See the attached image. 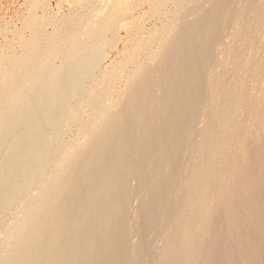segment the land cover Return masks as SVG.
I'll use <instances>...</instances> for the list:
<instances>
[{
	"label": "bare ground",
	"instance_id": "bare-ground-1",
	"mask_svg": "<svg viewBox=\"0 0 264 264\" xmlns=\"http://www.w3.org/2000/svg\"><path fill=\"white\" fill-rule=\"evenodd\" d=\"M29 1L28 6L31 8L40 5L45 7L46 0ZM171 1H177L180 9L189 6V0H155L152 13L157 15L160 8ZM217 1L213 10L204 9L199 15L194 10L197 15L195 17L194 14V19L183 20V17L178 16L183 21L178 30L165 39L159 62H154L153 66L141 65L131 83H128V89L126 88L128 99L113 112L105 110L100 105L101 100L97 99L99 92H102L101 82L105 73L99 70L100 59L103 58L102 49L113 27L106 15L87 28H83V24H77L74 33L67 38L69 40L63 38L65 40L59 42L64 35L63 29L55 27L50 34H46L39 25L41 18L36 15L26 16L21 27L22 30L30 31L28 38L23 37L22 30L15 28L12 31L11 36L16 39V45L22 48V53L18 56L0 53V189L4 185L11 187H7L12 190L7 199L14 206L11 215L20 216L10 227V240L4 247L0 245V264H129L138 257L140 259L141 249L138 251V247L144 242L143 239L139 237L140 242L143 241L139 246L129 242L126 238L130 235V230H125L127 223L123 224V220L122 224L118 223L119 220L116 221L124 206L119 194L129 190L141 197V206L135 213L140 220L138 225L135 223L136 229L142 232L150 230V233L161 232L164 227L159 225L166 220L167 208L161 195L167 190L174 173L177 161H174V155L176 156L178 143L183 141L185 135L192 133V129H184L195 117L201 95L193 86L198 84L199 72L204 65V61H199L198 56H202L210 45L215 29H199L198 23L210 11L219 9L228 0ZM130 3L133 7L132 2ZM128 10L127 8L124 13ZM188 14L191 15L190 12ZM222 18L215 20L214 25L218 26ZM85 19L86 17L83 20ZM90 40H97L96 45L86 49L84 45ZM38 42L46 45L44 49H40L42 51H36L35 45ZM65 48L68 54L63 53ZM216 55L213 60H216ZM90 56L96 58L87 63ZM57 59H62L65 64L54 66ZM162 62H167V68L163 69V63L162 71L158 70L161 73L153 76ZM70 63L73 64V69L66 74L65 67ZM85 70L95 71L92 81L85 82L81 87L73 86L68 90L69 96H62L65 77ZM97 72L100 74L99 78L96 76ZM49 83H54V87L47 90L46 85ZM35 85L37 87L32 89ZM225 94L217 92L215 96L222 99ZM187 98L192 100L189 105ZM124 99L123 97L122 101ZM85 107L92 110L91 125L87 124L89 121H81L80 112ZM217 115L210 117L211 127L203 131L202 147L208 152L207 159L200 165L196 176L187 177L185 189L188 200L186 199L179 213L167 219L170 220L172 229L166 231L167 244L161 247L159 258L152 264H264V104L255 112L252 126L228 146L214 147L210 142L213 140V133L221 134L223 130V123L220 124ZM73 122H81V130L88 137L79 144H69L70 141H66L69 144L67 147L62 144V138ZM159 127L161 131L156 136L159 141L156 146L149 143L148 138L151 130ZM8 129L17 130L19 135L4 146V135ZM132 140L136 142L130 145ZM184 141L187 143L188 140ZM8 147L11 168L7 172L5 166ZM153 149L156 151L152 154L150 152ZM180 152L182 151L179 149ZM209 164L212 170L207 172L205 167ZM137 174L143 175V180L140 183L138 180L139 184L135 186L136 180L133 178ZM159 174L161 177H158ZM126 176L133 177L134 185L130 179L123 178ZM32 189L37 194L27 196ZM210 190L214 192V197L209 201L205 199V195ZM169 209L167 210L170 211ZM125 213L126 216L127 212ZM129 220L132 221L130 218ZM122 228L124 232L127 231L125 236L122 231V236L111 237L117 231L121 232ZM133 229L134 233L135 228ZM99 239L102 240L101 243L96 241ZM124 243L128 244V254L117 255ZM142 245L145 247L146 244ZM120 252L125 254L123 249Z\"/></svg>",
	"mask_w": 264,
	"mask_h": 264
},
{
	"label": "rangeland",
	"instance_id": "rangeland-1",
	"mask_svg": "<svg viewBox=\"0 0 264 264\" xmlns=\"http://www.w3.org/2000/svg\"><path fill=\"white\" fill-rule=\"evenodd\" d=\"M154 1L155 0H105V1L104 0H80V1L79 0H46L45 1V7H42L41 5L37 6V7L34 6L33 7L34 10H31L33 8L29 7L30 6L29 3L31 2L29 0H0V53L3 52V53H8V54H13L15 56H18L19 54L22 53V48L19 47L18 45H16V41H15L16 39L14 37H12L11 34H12V31H15V28H16V30H22L21 27H22L24 21L26 20L27 17H29L31 15H36L37 17L41 18L42 21H40L39 25L43 28V30L46 34H50L55 27H61L63 29L64 35L62 36V38H60L58 40V42L64 41L65 39L69 38L70 35L72 33H74V30L76 29L77 24L78 25L80 24V26H81V24H83L82 27L84 26L85 28H87L88 26L92 25L93 22L97 23L103 15H106L108 22L113 27H112L111 32L109 33V35H107V38H106L108 43L106 42L107 45L105 44V46L102 49V53H103L102 57L103 58L100 59L101 62L99 63V66L100 65L101 66H100L99 70H100V72L103 71L105 73H104L103 81L101 82V91L102 92H99V96H97V99L101 100V101H99L100 105L105 110L112 111V112L116 111L118 108H120L124 104L123 102H125L128 99L127 96H129V95L127 93L128 92L127 86L130 85L128 83H131V81L135 77L138 69L144 65L148 64V66H153L157 62H159V58H160L161 53H162L163 44L166 41L165 39H168L174 31L178 30L177 28L180 27L183 20L194 19L197 15L201 14V12L204 11V9L206 10L208 8H211V10H213V8L217 5V2H218L217 0H204L205 2L203 0H191V1L189 0V6H193V4H195L194 7H196V8L190 7V8H193V9H190L188 6V8H181L182 9L181 10L177 6V1H171V2L167 3L166 5L164 4L165 6L163 5L159 10L160 13H158L156 15V14L152 13V7L154 6L152 4H155ZM195 1H196V3H195ZM130 2H132L133 7L130 6V4H131ZM197 6L199 7V9ZM126 7L129 9L128 11L125 12L127 14L124 13V11L127 10ZM204 7H206V8H204ZM100 9H101V11H100ZM187 9H189V10H187ZM235 9H236V11H235ZM194 10H195V13L197 15L194 13ZM259 10H260V13H259ZM183 12L185 15L183 14ZM189 12H190V14L193 12L192 13L193 15L192 14L189 15L188 14ZM88 13L90 16L85 15ZM93 13H95V14H93ZM103 13H106V14H103ZM172 14H174V15H172ZM194 14H195V17H194ZM178 16L183 17L184 19L182 20ZM85 17L87 20L86 19L83 20ZM245 17H246V19H245ZM218 18H222V20H221V23L218 22L219 25L217 26V25H214V21L217 20ZM69 19H70V21H69ZM81 19H82V21H81ZM79 20L83 23H81ZM199 22H200V23H198V27H200L199 29L214 27L215 28L214 33H213L214 37L213 36L211 37L212 40L210 42V45L204 51L205 54L203 53L202 56H198V60L204 61V65L201 69V72H199L198 84L196 83L193 85V86H195L194 90L198 89L200 91V94H201L199 97L198 106L195 109V113H194V116L197 117V119L195 117H193L191 120L192 122L191 121L189 122L190 125L187 124L186 128L184 129V130H186L188 128L192 129V133L189 135H185L188 137L185 138V136H184L183 141L181 140L178 143V146H180V145H182V146H180L179 148L177 146V150L175 153L176 156L174 155V161H175V159L177 160L175 162V168L173 170L174 173H172L173 174L172 179H170L168 182L169 185L167 184L169 186V187L167 186V190H166L167 192L165 191L161 195V199L167 203V206H166L167 208L165 209L166 220L161 225L157 224L161 228L164 227L163 229L160 228L161 232L159 231V232H155V233L154 232L150 233V230H149V231H143L144 232L143 233L141 230L136 229L137 225L140 223V220H138V218H136L135 213H137L136 210H138L141 206V202H140L141 197L138 194L136 195L135 192H130L129 190L128 191L124 190L123 192H121L119 194V198H122L123 202H124V206L121 209L124 212L120 211V214L117 215L116 221L118 222V220H119L118 223H120V224H122L121 223L122 220H123V224L127 223V225H125V226L128 228L125 227V230L129 229L130 235L127 236L126 239H129L128 240L129 242L131 241L132 243L137 244V246L141 245L140 247H138V251H139V249H141L139 251L140 259L138 257L137 259L132 260L133 263L129 262V264H134V263L135 264H139V263L152 264V263H155V260H157V258H159L160 254H161L163 246H165L167 244V238L168 237L165 234H166V231H169L170 229H172V225L170 224V220L167 221V219H170L173 216V214L180 212V210L182 209V205L186 202V199H187L185 187H186V183H187L188 178L191 176H196V174L198 173L200 165L203 162H205L207 159L208 152H205L204 148L202 147V142L204 140L203 131L205 129H209L211 127V123L209 122L210 117L213 114H215V115L218 114L217 115V116H219L218 121H220V124L223 123L222 124V129H223L222 133L221 134L213 133V136H212L213 140L212 139L210 140L212 146H214V147H219V146H223V145L228 146L230 143L233 144L240 135L244 134L245 131L252 126L253 117H254L255 112H257V109L261 106V104L262 105L264 104V96H263L264 95V0H259V1L258 0H248V1L247 0H228L227 2H223L219 9H217L215 11H210L209 14H207V16L204 17V19L200 20ZM57 23L59 26L57 25ZM218 23H216V24H218ZM84 24H86V25H84ZM140 26H141V28H140ZM232 26H233V28H232ZM198 27H197V29H198ZM161 28L163 30H161ZM9 30H11V32ZM22 31H23L22 35L24 38H28L31 35L30 31H28V30L23 29ZM157 31L159 32L158 34H157ZM235 31H236V33H235ZM161 34H163V35H161ZM63 38H65V39H63ZM216 38H217V41H215ZM108 39L110 40V42ZM150 39H152V40H150ZM67 40H69V39H67ZM95 41L97 42V40L88 41L87 43H85L84 47H86V49H88V48L92 47V45H96ZM154 42H155V44H154ZM139 44L141 47L139 46ZM35 46H36V51L37 50L42 51L40 49H44V47L46 45L43 42H38L37 45H35ZM142 51H143V53H142ZM144 51H145V53H144ZM223 52H224V54H223ZM238 52H239V54H238ZM63 53L68 54L67 48H65L63 50ZM138 53H140V54H138ZM133 54H134V56H133ZM142 54H144V55H142ZM215 55H216V60H213V59H215ZM257 55H259V56H257ZM139 56H140V58H139ZM202 57H204V58L202 59ZM95 58H96V56H90L87 63H90ZM144 60H145V64H144ZM150 61H152V62H150ZM154 62H155V64H154ZM207 62H209V63H207ZM135 63H136V65H135ZM163 63L165 64V66ZM64 64L65 63L62 59H57L54 62V66H56V67L57 66L60 67ZM206 65H207V67H206ZM167 66H168L167 62H162L159 65V68L156 70L157 73L155 71L153 72V76H158V74L161 73L160 71H162V67H163V69H166ZM118 67H119V70H118ZM124 67H125V69H124ZM72 69H73V64L72 63L68 64L65 67V73L68 74ZM206 69H207V72H206ZM158 70H160V71H158ZM210 70H211V72H210ZM94 73H95V71L90 72V71L85 70V71L78 73L77 75H73L71 77H65L64 89L61 90V95L62 96H69L70 93L68 90L70 88H72L73 86L81 87L83 84H85V82H88V81L91 82ZM249 74H250V77H249ZM204 75H205V77L203 78ZM96 76L99 78L100 74L97 72ZM121 77H123V78H121ZM200 77H202V79H200ZM246 78H247V80H246ZM109 82H110V84H109ZM119 83H120V85H119ZM111 84H112V86H111ZM36 85L33 86L32 89L36 88L37 87ZM51 87H54V83H49L46 85L47 90L50 89ZM119 90H121V91H119ZM107 91L110 93H108ZM113 91H114V93H113ZM217 92H221V93L224 92L226 94L221 99V98H217L215 96L217 94ZM236 93H238V94H236ZM107 94L109 96H107ZM115 95H116V98H115ZM119 95L122 97H120ZM233 96H234V98H233ZM123 97L125 98L124 101H122ZM106 98L108 101L106 100ZM187 99H188L187 104L188 105L191 104V101H192L191 98L190 99L187 98ZM236 100H238V101H236ZM223 103H224V105H223ZM210 105L212 108L210 107ZM220 108H221V110H220ZM199 109L201 111H198ZM83 111H86V112H83ZM226 112H227V114H226ZM242 112L245 114H243ZM83 114H86V115H83ZM225 115H227V116H225ZM90 116H92V110L90 108L88 109V107H85L81 110L80 117H81L82 122L87 123L89 121L87 124L91 125L93 122V116L92 117H90ZM243 116H244V118H243ZM202 119H203V122H202ZM249 120H251V121H249ZM246 121L248 124L246 123ZM213 122L215 123V121H213ZM224 123H226V124H224ZM76 124H77V126H76ZM204 124H206V125H204ZM81 125H82L81 122L71 123L67 127V132L63 136L64 138H62V144L64 143L67 146L69 144H77V143L79 144V142L80 143L85 142V140H87L88 135H87V133H85V131L83 132V130H81ZM213 126H214V124H213ZM242 127L245 129L243 130ZM224 128H225V130H224ZM195 129H197V131ZM154 130L155 129L151 130L152 133H150V135H149L150 138H148L149 139L148 141H149V143L158 145L159 141H158L157 137L160 134L161 128L159 127L157 130H155V131ZM201 130H202V132H201ZM225 131H226V133H225ZM184 132L185 131H183V133ZM18 135H19V132L17 130L8 129L4 135V138L6 139L4 146H6V144H9V142L13 139V137H16ZM232 135H233V137H232ZM72 137H73V139H72ZM83 139H84V141H83ZM153 139H155V141ZM73 140H74V142H73ZM75 140H76V142H75ZM150 140H152L154 142H152ZM184 140H186V141L188 140L187 143ZM222 140H223V143H222ZM226 140H227V142H225ZM66 141H70L69 144ZM135 142H136L135 140H132V142L130 141V145H133ZM155 142H157V143H155ZM198 143H199V145H197ZM56 146H57V144H56ZM181 148H183V149H181ZM155 149L151 150L150 153L153 154L154 151H156ZM179 149L182 152L179 153ZM201 149H203V150L201 151ZM152 154H150V155H152ZM228 155L229 154H227L226 158L228 157ZM6 157H7V161H6L5 167H6V171L8 172V171H10V168H11V166H10L11 153L9 151V147H8V150L6 151ZM205 169L207 172H210L212 170V166L209 164L205 167ZM130 177L126 176L123 178L130 179L132 184L135 183V180H136L135 186L138 185L143 180L142 179L143 175L139 176L137 174V175H135L134 178L132 176H130ZM139 177H141V178H139ZM158 177H161V174H159ZM132 178L135 180L133 181ZM138 180H139V183H138ZM173 180H174V182H173ZM7 187H9L11 189V187L9 185H7ZM7 187H6V185H4V187L2 189H0V245L2 247H4L7 244V242L10 240V237H11L10 227H11L12 223L13 222L15 223L20 216V214L11 215L12 210L14 209V206H12L7 201V199L10 195L9 193H11L12 190H10ZM125 192H126V197H125ZM127 192H128V195H127ZM29 193L27 194V196H35L37 194L36 191L33 189L31 191H29ZM132 195H134V196H132ZM213 197H214V192L211 190L208 191L205 195V199L209 200V201ZM127 198H128V200H127ZM170 199H171V201H170ZM125 203H126V205H125ZM130 203H131V205H130ZM138 203H139V205H138ZM169 203L171 206L169 205ZM178 203H179V205H178ZM174 205H175V207H174ZM135 208H137V209H135ZM167 209H169L170 211H168ZM125 212H127L126 216H125V214H126ZM128 212L130 214H128ZM122 214H124V215H122ZM120 217H122V218H120ZM129 218L132 219V221L129 220ZM120 219H121V221H120ZM155 225H156V223L154 224V226ZM133 228H135L134 233L132 232L134 230ZM122 231H123L122 235L125 236L127 234L126 233L127 231L124 232V230L122 228L121 232L119 230L116 232L117 234H115V236H113L114 235L113 234V235H111V237H113V238L117 237V235H120V233H122ZM137 231H139V233H141V235L139 233H137ZM144 234H145V237L147 236L146 238L143 236ZM146 234H148V235H146ZM122 235H120V236H122ZM158 235H160V236H158ZM139 237L143 239L144 242L141 241L143 243L140 242L141 239ZM149 239H150V241H149ZM138 240H139V242L135 243ZM96 241L98 243H101L102 240L99 239ZM128 241H127V243H128ZM127 243H124L125 245H123V247H125V246L126 247L125 248L121 247L119 252H117V253H119L117 255L123 256V255L128 254V250L126 251V248L127 249L129 248ZM139 243H141V244H139ZM161 243L164 245H162ZM142 244H144V245L146 244L145 247ZM122 249H123V251H125V254L123 252H120V251H122ZM159 252H160V254H159ZM147 255H148V258H147ZM150 259H152V260H150Z\"/></svg>",
	"mask_w": 264,
	"mask_h": 264
}]
</instances>
